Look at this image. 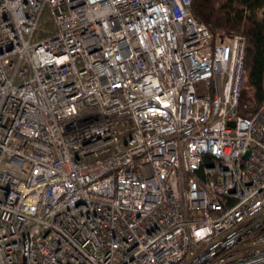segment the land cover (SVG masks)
<instances>
[{"label":"built area","instance_id":"1","mask_svg":"<svg viewBox=\"0 0 264 264\" xmlns=\"http://www.w3.org/2000/svg\"><path fill=\"white\" fill-rule=\"evenodd\" d=\"M191 2L0 0V264H264V100Z\"/></svg>","mask_w":264,"mask_h":264},{"label":"trees","instance_id":"2","mask_svg":"<svg viewBox=\"0 0 264 264\" xmlns=\"http://www.w3.org/2000/svg\"><path fill=\"white\" fill-rule=\"evenodd\" d=\"M191 8L212 32L245 37L237 112L252 116L264 100V0H192Z\"/></svg>","mask_w":264,"mask_h":264},{"label":"water","instance_id":"3","mask_svg":"<svg viewBox=\"0 0 264 264\" xmlns=\"http://www.w3.org/2000/svg\"><path fill=\"white\" fill-rule=\"evenodd\" d=\"M230 123H231V124H233V122H232V121H231Z\"/></svg>","mask_w":264,"mask_h":264}]
</instances>
